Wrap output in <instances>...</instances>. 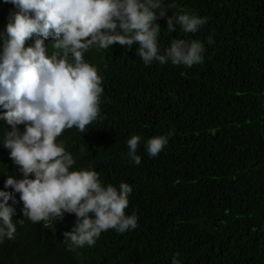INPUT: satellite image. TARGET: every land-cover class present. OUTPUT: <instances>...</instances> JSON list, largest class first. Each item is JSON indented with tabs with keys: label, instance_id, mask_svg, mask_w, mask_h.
<instances>
[{
	"label": "trees",
	"instance_id": "1",
	"mask_svg": "<svg viewBox=\"0 0 264 264\" xmlns=\"http://www.w3.org/2000/svg\"><path fill=\"white\" fill-rule=\"evenodd\" d=\"M163 3L169 17L188 12L207 22L195 34L179 26L169 33L159 18L161 51L172 39L199 40L204 62L146 67L136 45L115 44L118 56L89 50L84 59L103 78L102 119L58 139L76 160L73 170L132 187L125 213L138 216V227L107 230L94 246L69 251L63 234L75 215L33 224L16 194L9 205L20 222L0 245V264H171L177 254L181 264H264V0ZM15 11L0 0V31ZM53 42L45 41L49 54ZM6 132L0 120V190L11 192L5 176L20 173L1 149ZM132 135L142 137L138 166L126 155ZM159 135L169 143L150 158L143 142Z\"/></svg>",
	"mask_w": 264,
	"mask_h": 264
},
{
	"label": "clouds",
	"instance_id": "2",
	"mask_svg": "<svg viewBox=\"0 0 264 264\" xmlns=\"http://www.w3.org/2000/svg\"><path fill=\"white\" fill-rule=\"evenodd\" d=\"M3 2L16 11L0 31V120L7 125L1 149L20 176L7 174L4 189L11 192L0 190V245L15 238L20 221H13L11 205L18 202L16 194L22 216L33 224L75 215L74 227L63 234L69 251L94 246L110 229L120 234L136 229L138 216L125 213L132 187L105 185L91 168L73 170L75 158L58 141L64 130L75 127L84 134L102 119L103 78L84 54L96 48L118 56L115 44L128 50L136 45L135 54L146 67L170 62L191 68L204 62V43L172 39L161 51L156 21L165 18L169 33L179 26L183 33L195 34L207 18L188 12L169 17L163 0ZM49 38L54 41L51 54L45 46ZM207 43H213L211 36ZM169 138L151 137L143 148L150 158L157 157ZM141 143L139 135L127 140L126 155L137 166ZM171 264H181L178 254Z\"/></svg>",
	"mask_w": 264,
	"mask_h": 264
}]
</instances>
